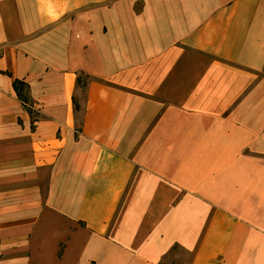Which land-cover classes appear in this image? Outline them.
<instances>
[{
    "label": "crops",
    "instance_id": "0c3cea01",
    "mask_svg": "<svg viewBox=\"0 0 264 264\" xmlns=\"http://www.w3.org/2000/svg\"><path fill=\"white\" fill-rule=\"evenodd\" d=\"M180 249L264 264V0H0V264Z\"/></svg>",
    "mask_w": 264,
    "mask_h": 264
},
{
    "label": "rangeland",
    "instance_id": "374dc122",
    "mask_svg": "<svg viewBox=\"0 0 264 264\" xmlns=\"http://www.w3.org/2000/svg\"><path fill=\"white\" fill-rule=\"evenodd\" d=\"M190 256L183 250L176 251L170 259L166 261V264H189Z\"/></svg>",
    "mask_w": 264,
    "mask_h": 264
},
{
    "label": "trees",
    "instance_id": "16d2710c",
    "mask_svg": "<svg viewBox=\"0 0 264 264\" xmlns=\"http://www.w3.org/2000/svg\"><path fill=\"white\" fill-rule=\"evenodd\" d=\"M14 85H15V87H16V89H21V91L23 90V88L25 87V84H23L22 82H19V81H16L15 83H14Z\"/></svg>",
    "mask_w": 264,
    "mask_h": 264
}]
</instances>
